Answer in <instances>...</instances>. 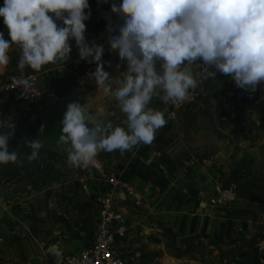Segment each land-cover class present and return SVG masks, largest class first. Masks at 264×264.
<instances>
[{"label": "crops", "instance_id": "0c3cea01", "mask_svg": "<svg viewBox=\"0 0 264 264\" xmlns=\"http://www.w3.org/2000/svg\"><path fill=\"white\" fill-rule=\"evenodd\" d=\"M111 2L97 4V0H89L91 17L85 22V37L86 41L103 45L101 62L109 72L111 88H115L122 82L126 64L107 44L105 15L111 16L113 25L119 23V18L110 12ZM0 31L7 39V29L2 23ZM70 46L67 61L50 63L34 72L27 66L18 69L20 49L11 45L9 64L0 68V111L7 109L10 103L7 100L12 93L3 90V86L12 81L10 78L36 74L43 86L48 81L67 91L60 102L54 100L57 97L50 102L65 108L68 103L77 101L87 114L99 113L100 117L119 124L124 117L116 107L111 88L105 92L96 85L88 75L95 71V63L79 59L74 41ZM197 68L193 71L195 75ZM43 100L32 106L18 98L11 99L14 105L33 109L34 122L26 126L28 136L19 135L20 127L14 126L18 135L10 138L9 150L17 151L18 162L0 165V264H61L66 258L87 250L101 226L96 199L109 190L98 176V171L102 170L132 187L141 203L135 205L125 194L115 201L116 208L130 225L127 237L120 242V247L118 245L126 261L133 253L140 257L154 251L181 264L186 259L176 256V252L173 257L175 249L180 254L194 253L205 258L212 254L211 239L229 236V228H225L223 222L230 220L226 216L233 214L229 208L236 202L212 204L214 188L220 183H214L213 175L194 160L192 150L196 143L183 139L187 112L169 117L170 106L160 109L156 107L159 98H153L149 107L164 113L166 119L153 141L134 146L123 154L115 150L107 157L97 156V151L92 161L99 168L92 167V173L88 166H75L44 144L36 160L24 159L30 154L24 142L41 139L44 113L50 103ZM2 112V118L6 119L7 110ZM99 155H103L102 150ZM254 225L250 223L248 231ZM203 245L207 248L201 251ZM185 246L189 248L186 251L182 249Z\"/></svg>", "mask_w": 264, "mask_h": 264}, {"label": "clouds", "instance_id": "9594fccd", "mask_svg": "<svg viewBox=\"0 0 264 264\" xmlns=\"http://www.w3.org/2000/svg\"><path fill=\"white\" fill-rule=\"evenodd\" d=\"M110 12L119 23L113 25L105 15L107 44L126 64L115 88L101 62L103 45L86 41L89 0H0V23L8 37L0 31V68L9 64L13 44L20 49L18 69L39 72L50 63L67 61L74 41L79 59L95 63L88 75L105 92L111 88L123 114L115 124L99 113L87 114L77 101L67 104L56 144L75 166H88L99 150L123 154L150 144L166 119L149 102L183 101L197 86L194 67L211 66L214 71L208 75L228 76L249 94L264 86V0H112ZM10 79L22 89V97L31 92L29 79ZM14 134V125L0 117V165L18 162L17 151L9 150ZM24 144L30 149L24 159L36 160L42 140Z\"/></svg>", "mask_w": 264, "mask_h": 264}, {"label": "rangeland", "instance_id": "374dc122", "mask_svg": "<svg viewBox=\"0 0 264 264\" xmlns=\"http://www.w3.org/2000/svg\"><path fill=\"white\" fill-rule=\"evenodd\" d=\"M44 87L42 100L46 102L56 97L54 100L60 102L67 93L48 81ZM201 92V101L179 111L187 112L183 139L196 143L192 150L194 160L213 175L214 183L236 184L238 199L229 208L233 214L226 218L230 220L223 222L225 228H229V236H222L223 239L215 236L209 242L211 256L202 258L194 253L180 254L175 249L173 257L176 253L178 257L182 255L186 260L181 264H264V86L257 85L256 91L249 94L238 89L230 77L217 73ZM13 97L17 98L8 95L7 102L10 103H7V109H1L0 115L2 117V111L7 110L5 120L20 127L19 135L28 136L29 127L26 126L34 122V111L25 105H14ZM169 106L172 111L171 102L156 101V107L160 109H168ZM40 131L41 119L39 134ZM14 135L16 137L18 133ZM98 152L99 157L111 155L102 150L101 156V150ZM97 156L95 154L94 158ZM93 163L91 161L88 165L92 173ZM98 176L105 180L104 177L110 175L102 170L98 171ZM250 223L255 227L248 231ZM205 248V245L200 247L201 251ZM182 249L186 251L189 248L185 246ZM232 249L247 253L249 257L233 259ZM149 253L140 257L133 253L126 262L141 264L150 257V264H179L175 259L154 251Z\"/></svg>", "mask_w": 264, "mask_h": 264}, {"label": "built area", "instance_id": "2783aa9c", "mask_svg": "<svg viewBox=\"0 0 264 264\" xmlns=\"http://www.w3.org/2000/svg\"><path fill=\"white\" fill-rule=\"evenodd\" d=\"M212 71L214 69L211 66H198L196 74L197 86L189 90L188 95L183 101L175 104L171 103L172 116L175 117L176 113L182 109L200 101L202 95L201 89H204L213 78V76L208 75ZM18 78H27L31 81L32 88L30 93L22 97V89L19 87L15 88L13 81L4 85L3 90L12 93L21 102L29 105H34L44 98L45 87L42 85L38 75L30 74ZM93 167L99 168L96 163H93ZM104 179L109 185V190L106 193L100 194L96 199L101 226L95 235L93 244L87 250L66 258L61 264H126L125 258L118 250V245L120 247V242H123L127 237L130 225L126 216L116 208L115 201L120 198V194L116 191H122L123 195L125 194L128 198L134 200L137 206H140L141 203L132 187H128L114 176H107ZM83 189L88 192L86 186H83ZM214 193L215 195L212 200V204L214 205H230L237 202L238 199L237 186L234 183L217 184L214 188Z\"/></svg>", "mask_w": 264, "mask_h": 264}, {"label": "water", "instance_id": "95a60500", "mask_svg": "<svg viewBox=\"0 0 264 264\" xmlns=\"http://www.w3.org/2000/svg\"><path fill=\"white\" fill-rule=\"evenodd\" d=\"M66 107L61 104L51 101L45 110L42 126L41 139L43 144L52 151L66 157L61 149L57 147L56 141L61 133V120L63 118ZM120 196H123L122 191L117 190Z\"/></svg>", "mask_w": 264, "mask_h": 264}, {"label": "trees", "instance_id": "16d2710c", "mask_svg": "<svg viewBox=\"0 0 264 264\" xmlns=\"http://www.w3.org/2000/svg\"><path fill=\"white\" fill-rule=\"evenodd\" d=\"M232 250H230V251H232L233 259H239V258L243 259V258L249 257V255L247 253H242V252H239V251H235L234 249H232ZM223 256H224V254H223ZM150 263H151L150 262V257H148L147 259H145V260H143L141 262V264H150Z\"/></svg>", "mask_w": 264, "mask_h": 264}, {"label": "bare ground", "instance_id": "6f19581e", "mask_svg": "<svg viewBox=\"0 0 264 264\" xmlns=\"http://www.w3.org/2000/svg\"><path fill=\"white\" fill-rule=\"evenodd\" d=\"M51 150V149H50ZM126 264H127V262H126Z\"/></svg>", "mask_w": 264, "mask_h": 264}]
</instances>
